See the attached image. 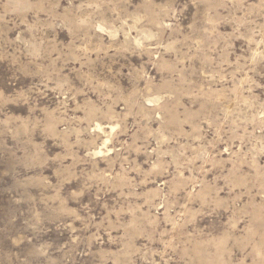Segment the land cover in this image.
Masks as SVG:
<instances>
[{"label": "rangeland", "instance_id": "obj_1", "mask_svg": "<svg viewBox=\"0 0 264 264\" xmlns=\"http://www.w3.org/2000/svg\"><path fill=\"white\" fill-rule=\"evenodd\" d=\"M0 264H264V0H0Z\"/></svg>", "mask_w": 264, "mask_h": 264}, {"label": "bare ground", "instance_id": "obj_2", "mask_svg": "<svg viewBox=\"0 0 264 264\" xmlns=\"http://www.w3.org/2000/svg\"><path fill=\"white\" fill-rule=\"evenodd\" d=\"M14 3L18 4L21 8L23 6L25 7V4L23 2H14ZM19 6H18V9H21V8H19ZM131 29H135L137 31V34H136L137 36L133 39V41H134V43H136L139 46L142 44L143 40L153 37V34L150 31L138 30L136 27H132ZM116 34H117V32L114 30L109 31V35L111 37L116 36ZM160 100H161L160 97H156V98H153V100H149V103L150 102L158 103ZM117 128H118V125L110 124L109 126H103L102 124L97 123V125L95 127L96 132L97 131L101 132L104 135V140H103L102 144L98 145L96 148H94L91 151L92 156L100 158L102 156L104 157L105 154L112 152V149H110V143H111L112 136H113L114 132L117 130Z\"/></svg>", "mask_w": 264, "mask_h": 264}]
</instances>
